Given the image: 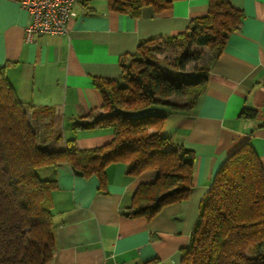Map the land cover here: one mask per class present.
Segmentation results:
<instances>
[{
    "label": "crops",
    "instance_id": "obj_1",
    "mask_svg": "<svg viewBox=\"0 0 264 264\" xmlns=\"http://www.w3.org/2000/svg\"><path fill=\"white\" fill-rule=\"evenodd\" d=\"M229 2L243 18L216 58L208 49L201 54L200 64L209 69L206 81L158 103L170 146L195 154L188 196L150 218L128 217L123 212L137 186L153 180L152 170L130 177L124 163L110 164L100 188L97 176L78 175L66 164L47 168L44 174L57 181L49 264H181L200 202L228 155L248 142L264 169V0ZM207 3L175 0L161 12L146 5L133 16L111 11L106 0H78L65 33L26 40L27 12L16 0H0V68L27 108L40 144L56 151L71 139L80 150L110 143L112 128L75 126L101 112L93 79L119 78L120 61L136 53L139 41L183 33L205 15ZM243 109L257 114L242 117Z\"/></svg>",
    "mask_w": 264,
    "mask_h": 264
},
{
    "label": "trees",
    "instance_id": "obj_2",
    "mask_svg": "<svg viewBox=\"0 0 264 264\" xmlns=\"http://www.w3.org/2000/svg\"><path fill=\"white\" fill-rule=\"evenodd\" d=\"M106 1L111 11L135 16L146 5L161 12L175 0ZM242 18V11L229 0H208L205 15L194 18L183 33L139 41L136 53L120 61L119 78L95 77L101 112L75 126L112 128L113 139L91 149H78L73 139L61 150L43 147L27 108L0 68V264H49L53 256L51 208L57 181L44 174L47 168L66 164L78 175L97 176L100 188L105 187L110 164L124 163L130 177L152 170L153 180L137 186L123 212L128 217L150 218L188 196L194 152L170 146L162 133L164 114L142 110L153 103H169L167 98L184 96L205 82L208 67L199 63L200 54L187 50L202 46L216 58ZM165 40L180 50L170 75L158 71L153 57L156 42ZM256 114L254 109L241 112L245 118ZM181 264H264V169L248 142L231 152L214 173Z\"/></svg>",
    "mask_w": 264,
    "mask_h": 264
},
{
    "label": "built area",
    "instance_id": "obj_3",
    "mask_svg": "<svg viewBox=\"0 0 264 264\" xmlns=\"http://www.w3.org/2000/svg\"><path fill=\"white\" fill-rule=\"evenodd\" d=\"M25 9L30 19L24 30V38L31 40L35 35L63 34L76 17L75 4L78 0H16Z\"/></svg>",
    "mask_w": 264,
    "mask_h": 264
},
{
    "label": "rangeland",
    "instance_id": "obj_4",
    "mask_svg": "<svg viewBox=\"0 0 264 264\" xmlns=\"http://www.w3.org/2000/svg\"><path fill=\"white\" fill-rule=\"evenodd\" d=\"M156 44H157V49L154 52L153 57L155 58L158 64V71L161 72L163 75H170L174 72V63L176 61L175 59L178 57V53L180 52V50L176 46L171 45L168 40H165L162 42L158 41L156 42ZM187 51L195 52L197 54H200V56L201 54L208 52V50L205 48L196 47L192 45ZM202 58H205V56L202 55ZM126 62H129V59H126ZM200 62H203V61H199V63ZM192 66H193V63H190L187 65L186 69L190 70ZM142 112L158 113V114L165 113L163 108L159 106L158 103H153V104L146 106L144 110H142ZM40 174L43 175L42 171Z\"/></svg>",
    "mask_w": 264,
    "mask_h": 264
}]
</instances>
